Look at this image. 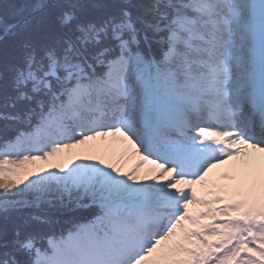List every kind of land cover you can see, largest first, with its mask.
Here are the masks:
<instances>
[{
  "label": "snow or ice",
  "instance_id": "6c2138e0",
  "mask_svg": "<svg viewBox=\"0 0 264 264\" xmlns=\"http://www.w3.org/2000/svg\"><path fill=\"white\" fill-rule=\"evenodd\" d=\"M0 264H264V0L0 4Z\"/></svg>",
  "mask_w": 264,
  "mask_h": 264
},
{
  "label": "trees",
  "instance_id": "16d2710c",
  "mask_svg": "<svg viewBox=\"0 0 264 264\" xmlns=\"http://www.w3.org/2000/svg\"><path fill=\"white\" fill-rule=\"evenodd\" d=\"M23 0H0V4H4L5 6L9 3H21Z\"/></svg>",
  "mask_w": 264,
  "mask_h": 264
},
{
  "label": "rangeland",
  "instance_id": "374dc122",
  "mask_svg": "<svg viewBox=\"0 0 264 264\" xmlns=\"http://www.w3.org/2000/svg\"><path fill=\"white\" fill-rule=\"evenodd\" d=\"M29 166H31V165H29ZM192 210L195 211V206H193V209Z\"/></svg>",
  "mask_w": 264,
  "mask_h": 264
}]
</instances>
